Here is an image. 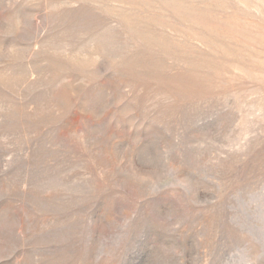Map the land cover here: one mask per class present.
<instances>
[{"label": "rangeland", "instance_id": "1", "mask_svg": "<svg viewBox=\"0 0 264 264\" xmlns=\"http://www.w3.org/2000/svg\"><path fill=\"white\" fill-rule=\"evenodd\" d=\"M0 264H264V0H0Z\"/></svg>", "mask_w": 264, "mask_h": 264}]
</instances>
